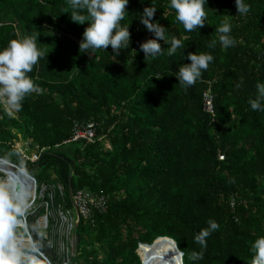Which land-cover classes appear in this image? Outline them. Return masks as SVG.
<instances>
[{"label":"trees","instance_id":"trees-1","mask_svg":"<svg viewBox=\"0 0 264 264\" xmlns=\"http://www.w3.org/2000/svg\"><path fill=\"white\" fill-rule=\"evenodd\" d=\"M150 3L129 0L122 23H130L131 43L117 56L110 45L96 53L80 50L88 22L71 19L67 0H0V47L17 33L38 32L37 45L45 50L29 73L35 89L22 107L9 117L0 103V157L9 155L25 169L46 161L53 172L37 182L48 189L62 185L54 202L65 210L72 209L71 168L72 192L107 197L106 210L94 209L78 222L67 264H79L78 258L83 264H173L170 243L158 241L169 239L158 237L176 241L184 264H248L252 242L264 235V111L248 103L257 82H264V0H244L246 14L237 13L235 0H207L204 26L190 32L169 0H154L153 20L184 48L170 56L161 41V53L145 58L140 43L154 34L139 16ZM224 21L235 41L226 49L215 30ZM192 51L211 52L214 60L185 88L174 74ZM209 82L214 115L202 106ZM89 121L97 124L94 142L66 141L75 122ZM21 137L41 152L39 162L28 166L17 153L13 145ZM46 213L37 204L28 225ZM210 218L219 228L193 262L191 252L200 251L193 237ZM82 224L91 248L85 252L76 234Z\"/></svg>","mask_w":264,"mask_h":264},{"label":"clouds","instance_id":"clouds-1","mask_svg":"<svg viewBox=\"0 0 264 264\" xmlns=\"http://www.w3.org/2000/svg\"><path fill=\"white\" fill-rule=\"evenodd\" d=\"M67 3L70 5L71 19L74 22H88L79 45L82 52L96 53L98 49L108 50L110 45L113 53L118 56L122 48L129 47L130 23H122L128 13L129 0H67ZM235 3L237 13L246 14L249 11V6L244 0H235ZM206 4L207 0H169V6L175 10V19L189 32L204 26L207 19ZM156 10L154 0H151L139 16L141 23L154 34L152 38L140 43L139 50L144 53L145 58L156 57L161 53V41L169 45L170 56L178 48H184L182 39L175 36L166 38L164 26L153 20ZM215 30L220 33L218 42L222 48L234 45L235 41L230 35L232 26L229 22H222ZM39 36L38 32L30 35L17 33L6 46L0 47V95L5 96L8 104L17 110L22 107L26 95L35 89L34 80L29 73L45 55V50L37 45ZM216 44L217 39H213L209 47L214 48ZM186 56L189 62L181 64L174 74L185 88L195 84L214 60L211 52L192 51ZM248 103L252 110L264 111V82H257L256 95L249 98ZM7 114L9 117L14 116L11 110ZM30 207L31 202L27 194L22 195L19 188L7 179L0 180V264H47V256L43 251L46 233L40 230L38 224L24 223ZM218 228L219 224L215 219H208L207 226L193 237L194 242L200 245V251L193 250L189 260L196 262L203 258L207 237ZM30 232L35 234V239L31 236L25 239V234ZM251 251L253 255L248 264H264V235L252 242Z\"/></svg>","mask_w":264,"mask_h":264},{"label":"built area","instance_id":"built-area-1","mask_svg":"<svg viewBox=\"0 0 264 264\" xmlns=\"http://www.w3.org/2000/svg\"><path fill=\"white\" fill-rule=\"evenodd\" d=\"M214 99L215 97L212 92L211 83L209 82L208 88L203 92L202 106H203V110L211 115H214L215 113ZM96 137H97V124L95 122L93 121L81 122V123L75 122L73 134L71 138L66 141L85 140L87 142H94ZM17 153L21 154L23 160H26L28 162L27 163L28 166L30 164L39 162V159L41 157V152L37 148H35L34 151L30 154H28L23 150ZM0 160L4 161V159L2 158H0ZM12 165L15 168L16 172L20 175V177H23V179L28 182L27 185H22V190L23 193L25 194H27L28 192L27 195L31 202V206L36 202H38L39 200L40 203L38 204L45 206V209L47 211V213L44 215L47 221L46 228L49 226L50 223L49 219L51 218L53 223L52 232L55 235H58L61 231V230H57L60 225V224L57 225L59 220L65 226H69L70 228L69 232L75 235L74 234L75 228L78 222L81 220V218L85 220L89 219L94 209H98L101 211L106 210L107 197L102 193L95 194L86 189H78L75 190L74 192L71 191L70 197H71L72 209L74 210V213L72 209L65 210L61 204L55 205L54 202L57 191H59L60 194H63L62 185H58V190L56 187H50L48 189L45 185H42L40 188L36 177L32 175L27 169H25L21 164L12 163ZM45 194L48 195V199H45ZM33 212L34 210H30L29 214ZM28 215L24 221V223L26 224H28ZM28 236H31L30 233H28ZM63 262L64 264H67L69 263V259H67V261L64 260ZM47 264H52L48 256H47Z\"/></svg>","mask_w":264,"mask_h":264},{"label":"rangeland","instance_id":"rangeland-1","mask_svg":"<svg viewBox=\"0 0 264 264\" xmlns=\"http://www.w3.org/2000/svg\"><path fill=\"white\" fill-rule=\"evenodd\" d=\"M0 103L2 104V106L7 111L11 110L15 113V108H13L12 106H10L8 104L7 98L5 96L0 95ZM29 140H31V139L25 140L22 137L19 140H16L14 143L16 151L19 152V151L23 150V151L27 152L28 154L32 153L34 151V148L29 144V142H28ZM3 156L10 159V160H13V158L10 157L9 155H3ZM4 161H5V163H10V161H6V160H4ZM1 168H2V166L0 165V169ZM27 170L32 175H34L38 179V181H40V182L46 176V172H48V171L53 172L52 168L50 169L47 166H42V165H40L36 168H35V166H30V169H27ZM4 179H7V176L1 171L0 172V180H4ZM27 194H28V192H27ZM37 204H38V202L33 204L31 206V208L29 209V212H30V210H34L36 208ZM35 224H38L41 229L45 230L44 232L46 233V238L43 240V245H44L43 251L49 257L52 264H61V262H63V260L66 259V261H67L68 255L70 256V255L75 254L74 251H75L76 244H77V236L73 235V233L69 232V230H70L69 226H65L59 220L57 225H59V224L60 225H59L57 230H61V231L58 235H55L52 232V229L50 230V228L52 227L51 222H50V227L46 228L47 221H46L44 215L39 217L36 220ZM76 234L80 238V243L82 244L83 252L91 249V248L87 249V246L90 245L89 235H88L89 234L88 227H86L85 225L82 224L76 230ZM30 235H31L32 239L36 238L34 233L30 232ZM140 250H138V252ZM78 262H79V264H83L84 260L82 259V261H81V259L78 258ZM72 264H76V263L73 261Z\"/></svg>","mask_w":264,"mask_h":264},{"label":"bare ground","instance_id":"bare-ground-1","mask_svg":"<svg viewBox=\"0 0 264 264\" xmlns=\"http://www.w3.org/2000/svg\"><path fill=\"white\" fill-rule=\"evenodd\" d=\"M0 165L2 166V168L0 169V172L2 171L7 176V180L9 182L13 184L18 182L21 185H27L28 182L25 181L23 177H20V175L16 172L15 168L13 167L12 163L11 164L5 163V161L3 162L0 160ZM158 241H162L164 243H170L169 245H170L171 250H173L176 253V249L172 241L166 240V239H162ZM174 263L177 264L176 261Z\"/></svg>","mask_w":264,"mask_h":264},{"label":"water","instance_id":"water-1","mask_svg":"<svg viewBox=\"0 0 264 264\" xmlns=\"http://www.w3.org/2000/svg\"><path fill=\"white\" fill-rule=\"evenodd\" d=\"M15 158H17V156L15 155L14 156ZM46 161L45 162H43V164H41L42 166L43 165H46ZM72 171H73V169L71 168V172H70V176H69V191L71 192V174H72ZM14 185L15 186H17L18 188H19V190H20V193L21 194H25V193H23V190H22V185L20 184V183H14ZM158 238H168L170 241H172L173 243H174V246H175V249H176V253H175V258H176V262H177V264H184L183 263V255H184V253L178 248V246H177V243H176V241L174 240V239H172V238H169V237H158ZM157 238V239H158ZM154 242H155V240H154ZM153 242V243H154ZM152 243V244H153ZM151 244V245H152ZM140 245H141V243L139 244V247H138V249H137V252H138V250H139V248H140ZM147 245H149V244H147ZM139 253V252H138ZM142 264H144L143 263V261H142ZM173 264H175V263H173Z\"/></svg>","mask_w":264,"mask_h":264},{"label":"crops","instance_id":"crops-1","mask_svg":"<svg viewBox=\"0 0 264 264\" xmlns=\"http://www.w3.org/2000/svg\"><path fill=\"white\" fill-rule=\"evenodd\" d=\"M28 140V139H27ZM31 140H29L28 142H29V144L31 145V142H30ZM14 146V145H13ZM15 147V146H14ZM34 148V147H33ZM35 149V148H34Z\"/></svg>","mask_w":264,"mask_h":264}]
</instances>
